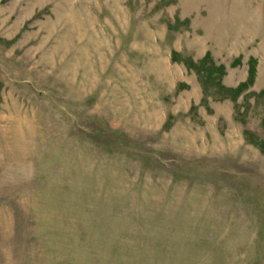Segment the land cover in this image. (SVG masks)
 Segmentation results:
<instances>
[{
	"label": "rangeland",
	"instance_id": "1",
	"mask_svg": "<svg viewBox=\"0 0 264 264\" xmlns=\"http://www.w3.org/2000/svg\"><path fill=\"white\" fill-rule=\"evenodd\" d=\"M0 264H264V0H0Z\"/></svg>",
	"mask_w": 264,
	"mask_h": 264
}]
</instances>
